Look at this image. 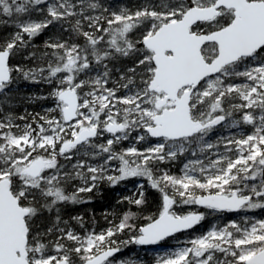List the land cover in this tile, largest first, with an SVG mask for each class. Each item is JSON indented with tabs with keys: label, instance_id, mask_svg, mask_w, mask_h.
I'll return each mask as SVG.
<instances>
[{
	"label": "snow or ice",
	"instance_id": "obj_1",
	"mask_svg": "<svg viewBox=\"0 0 264 264\" xmlns=\"http://www.w3.org/2000/svg\"><path fill=\"white\" fill-rule=\"evenodd\" d=\"M0 16L14 18L17 29L0 42V264H141L116 255L127 245L159 244L205 218L175 205L264 209V0H138L118 10L100 0H0ZM53 25L84 43L50 37V52L24 57L46 59L45 66L14 63ZM120 58L131 66L115 69L114 78L109 64ZM17 74L54 84L40 97L54 106L30 120L5 112ZM242 125L252 131L208 139L218 127ZM124 141L128 147L117 151ZM189 153L180 175L160 167ZM134 177L160 193L158 214L138 222L127 211L100 232L71 217L83 235L63 220L59 205L84 203L82 194L100 183ZM136 187L137 195L118 202L144 205V185ZM45 211H55L48 226L37 222ZM187 244L155 264H264V219L213 225Z\"/></svg>",
	"mask_w": 264,
	"mask_h": 264
},
{
	"label": "trees",
	"instance_id": "obj_2",
	"mask_svg": "<svg viewBox=\"0 0 264 264\" xmlns=\"http://www.w3.org/2000/svg\"><path fill=\"white\" fill-rule=\"evenodd\" d=\"M101 4L109 7L111 10H118L122 6L134 7L138 0H100ZM34 20H40L42 17L37 12H32L28 14ZM28 15L21 17L22 19H28ZM14 18H8L4 16H0V21H7V23H0V42L7 39L10 34L17 31L14 23ZM71 27L70 24H65V29H69ZM85 30L87 28L85 27ZM50 37H60L65 40H70V42H75L79 44H83V37H76L70 31L62 30L59 25L49 26L45 29L41 34L34 37L31 41V45L25 49L20 55L14 57V63H21L25 68H33L39 66H45L47 60L45 59L43 62L37 60H25L24 57L27 56L30 52H34L36 56L39 58L42 53L45 51L50 52V49H46L44 47V42L49 40ZM27 38V37H25ZM103 47V46H102ZM131 66V61L128 58H120L119 60L112 61L109 66L114 69L113 76L114 78L119 77V73L115 71V69L122 68L123 66ZM46 75V73H45ZM53 85V86H52ZM15 89L12 92V96L10 97V102L4 105L5 112H12L15 116H23L29 114V120L31 115L40 113V111L44 112L42 108H40V102L36 101L35 103H29L25 100L24 95L27 93V90L23 87L25 86H33L34 90L39 89L42 92L50 91L51 88L54 87V84H47L43 82L34 83L28 82L24 84L23 82H19L14 84ZM52 86V87H51ZM111 86V85H109ZM49 87V88H48ZM42 88V89H41ZM25 93V94H24ZM45 100V99H44ZM43 114V113H41ZM19 122H23L18 120ZM128 142L124 141L121 145L117 146V151L121 147L125 148ZM189 154L187 157H181L179 160L168 163L161 164L160 167L168 168L172 174L179 175V168L183 164V162L189 159ZM61 163L63 160L61 159ZM75 163V160H73ZM138 178H129L125 181H121L117 185L111 186L107 183H100L99 187L94 189L91 193L82 194L84 203L77 204H61L59 205L61 210V216L63 220H68L70 225L75 228L76 231L80 232L82 235L84 233V229L88 231L100 232L103 229H106L109 224L108 221H114L116 223L119 222V219H122L123 214L127 211H131L136 213L139 217V221L143 220V217L153 214H158V210L161 206L160 193L156 190L152 189L146 178L141 177V184L144 185V192L146 197V202L144 205L138 207L134 204H129L126 200L122 203L121 201L123 197L137 195L136 189V180ZM79 180L72 181L73 185H79ZM133 188V189H132ZM73 188L71 186L68 187V191L71 192ZM135 191V192H134ZM186 208H182L178 210L179 213H182ZM257 215V217H264V211H256L253 212ZM105 214H107V219H105ZM73 216H81L84 220V229H81L80 226L76 223V221L71 220ZM55 219V211L52 213H48L45 211L41 218L37 221L42 226H48L51 221ZM203 222V221H202ZM201 222V223H202ZM204 223V222H203ZM63 226V225H61ZM199 225H197L194 229H197ZM202 231V228H198ZM204 229V228H203ZM200 231V232H201ZM191 232V231H190ZM54 236H49L47 239L52 240ZM128 238V234L124 233L117 237L118 240H125ZM137 245L131 244L123 247L124 251L130 252L134 251ZM117 256V255H116Z\"/></svg>",
	"mask_w": 264,
	"mask_h": 264
},
{
	"label": "rangeland",
	"instance_id": "obj_3",
	"mask_svg": "<svg viewBox=\"0 0 264 264\" xmlns=\"http://www.w3.org/2000/svg\"><path fill=\"white\" fill-rule=\"evenodd\" d=\"M19 82H23L24 84H27L28 82H32V81L25 80L22 76L17 74L16 77L14 78L13 83H11L7 89L6 94L8 96L13 95L12 92L15 89L14 84H17ZM237 82H241V81H237ZM23 88L27 90V93L26 94L24 93L25 94L24 97L27 102L29 103H35L36 101L40 102L41 103L40 108H42L43 111L54 106L53 99L48 98L44 100L40 98V97H48L49 93L52 91L53 88H51L50 91L49 90L46 91L45 93L40 91L39 89L34 90L33 86H25ZM40 113H44V112L40 111ZM16 122L20 124L21 126L24 123V121L19 122L18 120ZM250 131H252V128L251 126H248V125H242L239 129H229V130H225L222 127H218L213 133L210 134L208 139L211 140L212 142H215L217 136L219 135H229V134H236V133L245 134ZM134 135H136V133H133V136ZM155 142H156L155 139L151 141V143H155ZM147 146H148L147 144L138 145V147H140L141 149ZM127 147H128V143L126 144L125 148ZM189 156H190L189 159L193 158L191 157L190 153H189ZM187 160H185L183 164L186 163ZM183 164L180 166L178 170L179 175L181 174L180 169L183 167ZM141 180H142L141 177L138 178L136 180L135 185L137 186L138 184H141ZM182 208H186L185 210L182 211V213H187L188 211H194L198 209L196 205H179L178 204L174 206V210L177 211L178 213H179L178 210H181ZM200 211L204 213L205 218L202 220L204 223L201 221L202 223L199 224L197 229H192L191 232L190 231L187 233L185 232L184 234L175 235L156 245H150L147 247H136L134 251H130V252L122 250L120 253L117 254L116 259L119 260L125 257H136L141 262V264H155L157 257L162 256L169 251H174L176 248L189 246L187 244L188 241H190L195 236H198V235H201L207 232L213 225L223 226L232 220L239 221L244 216L264 219V217L263 218L257 217V215L253 213L256 211H264V209H259V208L248 210V211L241 210V211H236L234 213H227V212H213L212 210L202 207ZM198 228H202V231L199 230ZM217 255H220V254H217Z\"/></svg>",
	"mask_w": 264,
	"mask_h": 264
},
{
	"label": "water",
	"instance_id": "obj_4",
	"mask_svg": "<svg viewBox=\"0 0 264 264\" xmlns=\"http://www.w3.org/2000/svg\"><path fill=\"white\" fill-rule=\"evenodd\" d=\"M197 206H199V207H204V206H201V205H197ZM198 212H200V211H198ZM201 213V212H200ZM187 231V230H186ZM183 232V231H182ZM143 246H146V245H143Z\"/></svg>",
	"mask_w": 264,
	"mask_h": 264
},
{
	"label": "flooded vegetation",
	"instance_id": "obj_5",
	"mask_svg": "<svg viewBox=\"0 0 264 264\" xmlns=\"http://www.w3.org/2000/svg\"><path fill=\"white\" fill-rule=\"evenodd\" d=\"M227 213H234V212H227Z\"/></svg>",
	"mask_w": 264,
	"mask_h": 264
}]
</instances>
